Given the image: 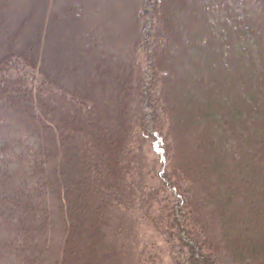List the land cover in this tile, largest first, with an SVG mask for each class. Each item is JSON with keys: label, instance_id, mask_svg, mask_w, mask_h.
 <instances>
[{"label": "trees", "instance_id": "16d2710c", "mask_svg": "<svg viewBox=\"0 0 264 264\" xmlns=\"http://www.w3.org/2000/svg\"><path fill=\"white\" fill-rule=\"evenodd\" d=\"M139 216L264 264V0H0V264H162Z\"/></svg>", "mask_w": 264, "mask_h": 264}, {"label": "rangeland", "instance_id": "374dc122", "mask_svg": "<svg viewBox=\"0 0 264 264\" xmlns=\"http://www.w3.org/2000/svg\"><path fill=\"white\" fill-rule=\"evenodd\" d=\"M124 13V11H122ZM109 22V21H108ZM109 24V23H108ZM107 25V23H106ZM28 73H31L33 75H37V78H35L36 83L38 84L39 82V73L37 69L35 68H30L28 69ZM35 73V74H34ZM9 120L8 123H11L13 126H23L21 121L13 118H8ZM29 129H33L31 125L29 126ZM136 229L141 230L140 232V237L142 236V244L146 247L147 250L152 252L154 255H158V259L161 261L162 264H171L172 261V256L170 254V249L167 241L163 237V234L157 230L146 217L139 216V222L136 223ZM65 241V238H64ZM58 259V257H57Z\"/></svg>", "mask_w": 264, "mask_h": 264}]
</instances>
